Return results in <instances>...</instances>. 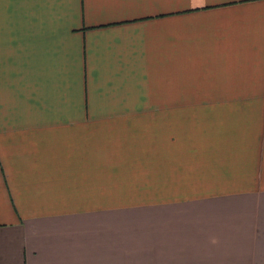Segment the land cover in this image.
<instances>
[{
	"label": "crops",
	"instance_id": "1",
	"mask_svg": "<svg viewBox=\"0 0 264 264\" xmlns=\"http://www.w3.org/2000/svg\"><path fill=\"white\" fill-rule=\"evenodd\" d=\"M0 264H264V0H0Z\"/></svg>",
	"mask_w": 264,
	"mask_h": 264
}]
</instances>
